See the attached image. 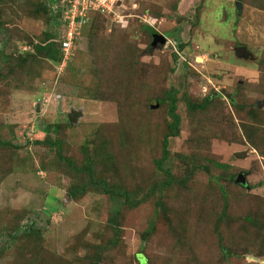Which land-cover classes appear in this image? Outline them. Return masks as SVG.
Returning <instances> with one entry per match:
<instances>
[{
	"label": "rangeland",
	"instance_id": "374dc122",
	"mask_svg": "<svg viewBox=\"0 0 264 264\" xmlns=\"http://www.w3.org/2000/svg\"><path fill=\"white\" fill-rule=\"evenodd\" d=\"M40 1L0 0V140L9 143L0 144V215L24 207L20 221L32 217L40 231L20 233L12 249L0 219V264H88L98 246L109 247L101 264H264V0H122L113 16L90 12L63 67L34 55L55 29ZM154 30L164 44L152 47ZM239 45L254 58L239 57ZM169 90L181 124L163 166L175 179L125 207L116 238L107 196L69 198L83 177L37 140L61 138L78 165L88 153L97 172L149 192L168 179L156 161ZM209 95L207 110L188 109Z\"/></svg>",
	"mask_w": 264,
	"mask_h": 264
},
{
	"label": "trees",
	"instance_id": "16d2710c",
	"mask_svg": "<svg viewBox=\"0 0 264 264\" xmlns=\"http://www.w3.org/2000/svg\"><path fill=\"white\" fill-rule=\"evenodd\" d=\"M40 7L47 14L50 22L55 26V29L53 32L47 33L43 41L34 44V55L43 56L49 60L60 64L63 61V51L61 48V44L64 38L63 34L65 31V23L63 21V7L59 4L58 0H41ZM96 15L106 16L101 13H95L93 17H95ZM90 21L83 25L81 29V34L84 30V27L88 25ZM81 34L76 38V43L80 40V37L82 36ZM105 87L106 84L102 81V79L99 80L95 88H93L94 92L92 90V96H101V94L103 93L102 91L105 89ZM175 94V90H169L167 93V98L170 100L169 115L172 117V122L170 124V130L164 134L162 139L163 155L156 161L158 168L167 173L168 179L164 180L163 183H161L160 185L152 187L149 192L143 193L144 191L140 187L129 188L128 186L120 182L110 180V178L106 176V174H104L103 172H97L96 170H98V168H96V160L92 155H87L88 153H86V162L82 165H78L76 161L62 154V147L64 141L61 138L37 140L38 143L49 144L51 146L57 147L59 157L66 161L67 165L72 168L76 175L83 177L80 182L77 181L76 183H72V185L68 188L67 195L69 198H71L72 200H76L89 192H96L107 196L108 200L110 201L108 225L113 230L116 238L119 237L122 230L124 208H135L143 202L147 201L149 198H151V196L158 192L160 193V195H162V192L166 188L171 186L172 182L175 179L173 177L172 172H170L166 169V167L163 166L164 161L167 160L170 156V137L174 135H179L180 133L181 116L177 112V99ZM212 100L213 96L209 95L205 97L201 102H188L187 106L188 109L192 111L207 110ZM229 100L235 106H237L233 97L229 98ZM257 111L258 109L255 107L254 109H252L251 115L255 116ZM54 127L56 128L57 125H54ZM245 132L247 133V128L245 129ZM248 137L250 141L253 142V137ZM0 144L3 145L9 143L7 141L0 140ZM214 165L221 169H227L230 166L227 163H221L218 161H214ZM233 178L234 177H232V179ZM157 205L160 207L163 206L162 199L158 200ZM8 207L11 212H7L5 210L3 212V210H1L2 212L0 215V219L1 222L5 224V226L7 223L9 224L7 228L9 229L10 233L9 231H2V236H10L8 243L13 249L15 248L13 247V244L16 241H20V233L25 234L26 236L27 234H39L40 231L37 226L36 220L32 219V217H30L29 220L25 223H22V221H20L21 218L26 217V214L24 213L26 210L23 209L24 207L22 209H15L12 206ZM21 243L18 242L15 245H21L22 249L24 243ZM16 248L20 249V246H17ZM108 248V246H98L96 250L90 253L88 264H101L104 259V253ZM30 254L35 255V251L31 250Z\"/></svg>",
	"mask_w": 264,
	"mask_h": 264
},
{
	"label": "built area",
	"instance_id": "2783aa9c",
	"mask_svg": "<svg viewBox=\"0 0 264 264\" xmlns=\"http://www.w3.org/2000/svg\"><path fill=\"white\" fill-rule=\"evenodd\" d=\"M63 7V21L65 23L64 38L61 48L63 51L62 67L72 58L76 50V38L91 16L90 12L104 15H115L122 0H58Z\"/></svg>",
	"mask_w": 264,
	"mask_h": 264
},
{
	"label": "water",
	"instance_id": "95a60500",
	"mask_svg": "<svg viewBox=\"0 0 264 264\" xmlns=\"http://www.w3.org/2000/svg\"><path fill=\"white\" fill-rule=\"evenodd\" d=\"M237 7H238V10L241 11L242 9V4L241 2H237ZM167 41V38L165 35H163L162 33H160L159 31H154V42H153V46L152 47H155L157 45L158 42H161V43H165ZM235 52L236 54L239 56V57H246V58H254V55L253 53L248 49L247 46L245 45H239V46H236L235 47ZM227 98H231L230 94H227L226 96ZM262 103H260V105H262ZM73 115H75L74 113H69V119L70 120H74L73 118ZM77 115V114H76ZM236 156L238 157H245L246 156V153H236ZM236 182L237 183H241L243 185H247V175L243 172H240L238 175H237V178H236ZM45 216H47V214L44 212L43 213ZM46 219V218H44Z\"/></svg>",
	"mask_w": 264,
	"mask_h": 264
},
{
	"label": "clouds",
	"instance_id": "9594fccd",
	"mask_svg": "<svg viewBox=\"0 0 264 264\" xmlns=\"http://www.w3.org/2000/svg\"><path fill=\"white\" fill-rule=\"evenodd\" d=\"M254 259H255V257H252L250 255L249 256H246V260L249 261V262L253 261Z\"/></svg>",
	"mask_w": 264,
	"mask_h": 264
}]
</instances>
